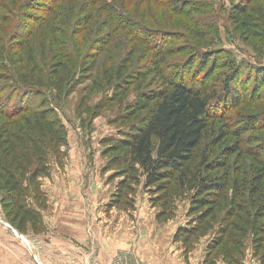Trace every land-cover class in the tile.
Segmentation results:
<instances>
[{"label":"rangeland","instance_id":"rangeland-1","mask_svg":"<svg viewBox=\"0 0 264 264\" xmlns=\"http://www.w3.org/2000/svg\"><path fill=\"white\" fill-rule=\"evenodd\" d=\"M28 1L3 0L9 9L0 10L4 20L6 15L11 17L0 23V98L7 108L18 99L22 104L30 103L37 112L43 110L42 98L44 105H49L47 110L64 126L66 145L61 147L59 158L48 155L50 176L40 180L48 204L46 211H38L45 231L34 235L28 230L21 235L6 222L1 207L0 228L5 229L15 244L22 246L28 260L24 264H202L206 245L214 233L200 239L186 260L179 245L172 242L176 230L186 223L187 198L176 200L175 217L166 224L155 221L157 209L151 207L142 183L135 188L133 209L125 204L108 207L120 179H113L115 170L105 169L108 158L103 156L102 141L118 138L119 132L127 130L118 118L133 106L138 95L163 89L159 77L152 75V61L157 57L150 44L134 38L125 28L115 27L116 17L111 20L109 12L113 10V14L128 18L144 32L167 31L177 37L171 49L180 54L161 55L169 79L180 78L187 83L191 75L200 79L202 71L198 64L202 54L212 56L220 50L230 53L242 66L260 68L264 79V29L254 32V38L243 36L233 29L229 19L232 8L247 1L199 0L196 5L207 3L205 6L214 14L211 26L203 25L201 16L172 14L166 9L169 0H59L53 14L32 15L41 16L36 23L29 21L28 9L18 11ZM251 1L252 9L264 12V0ZM0 6L4 5L0 3ZM146 37L153 40V35ZM192 52L195 55H190ZM125 58L129 59L128 75L146 72L150 75L144 82L135 81L125 99L107 106L93 119L94 107L107 104L113 94V88L105 82L104 72L113 75ZM60 69H65V91L73 87L68 96L65 91L50 87L49 80ZM254 74L250 73L252 77ZM241 76L244 75L241 73ZM12 82L16 87L23 84L25 89H31L29 86L37 89H32V93L28 90L15 93ZM244 101L221 118H210L203 144L211 146V142L219 140L216 156L235 142L231 136L223 135L227 125L235 131L248 124L247 117H258L257 121L264 123V98L249 99L246 104ZM24 118L15 120L20 131L27 127ZM3 123L0 117V127ZM263 144L264 126L249 129L238 144L240 151L242 148L236 160L238 166L247 169L249 160L245 152ZM215 259V264H223L219 254ZM243 263L258 264L251 257L249 244Z\"/></svg>","mask_w":264,"mask_h":264},{"label":"trees","instance_id":"trees-1","mask_svg":"<svg viewBox=\"0 0 264 264\" xmlns=\"http://www.w3.org/2000/svg\"><path fill=\"white\" fill-rule=\"evenodd\" d=\"M58 1L29 0L28 4L19 6L18 11L28 9L29 21L38 23L41 16L32 15L53 14ZM198 1L169 0L166 9L179 16H201L199 20L203 25L211 26L214 14L205 6L207 3L196 5ZM246 1L232 8L229 19L233 29L254 38V32L264 29V12L252 9V1ZM0 3L4 5L0 10L8 11L9 5L3 0ZM109 15L111 20L116 17L115 22L112 21L115 27L125 28L134 38L150 44L157 57L152 61V75L159 77L163 89L138 95L133 106L118 118L127 130L119 132L118 138L102 141L103 156L108 158L105 169L115 170L113 179H120L108 207L125 204L133 209L135 188L142 183L151 207L157 209L155 221L166 224L175 217L176 200L187 198L186 223L176 230L172 239L179 245L185 260L200 239L214 233L206 245L202 264H215L218 254L223 264H244L248 244L252 259L264 264V144L245 152L249 160L247 169L243 170L236 162L242 151L238 145L242 136L249 129L263 127L264 123L257 121L258 117H247L248 124L235 131L227 125L223 135L231 136L235 142L218 156L215 149L220 146L219 140L211 142V146L203 144L210 118H221L244 99L264 98L260 68L242 66L243 63H236L230 53L220 50L212 56L202 54L198 64L202 71L200 79L193 75L188 83L180 78L169 79L161 55L180 54L171 49L177 37L167 31L144 32L133 26L128 18L113 14V10ZM4 17L0 15V23L11 18L6 15L4 20ZM146 35H153V40ZM128 64L129 59L125 58L113 75L104 72L105 82L113 88V94L107 104L94 107L93 119L107 106L125 99L135 81L147 80L150 75L147 72L128 75ZM64 72L65 69L54 71L49 80L52 90L65 91ZM252 72H255L253 77ZM14 83L11 87L15 93L21 94L23 90L32 93V89H37L31 86L25 89L23 84L16 87ZM72 91L73 87L65 91V96ZM40 102L43 110L37 112L30 103L22 104L18 99L7 108L0 98V117L4 120L0 127V207L6 222L21 235L28 230L34 235L45 231L38 211H46L48 204L40 180L50 176L48 155L51 153L59 158L61 147L66 145L64 126L47 110L49 105H44L42 98ZM19 117H25L27 125L22 132L15 125Z\"/></svg>","mask_w":264,"mask_h":264},{"label":"crops","instance_id":"crops-1","mask_svg":"<svg viewBox=\"0 0 264 264\" xmlns=\"http://www.w3.org/2000/svg\"><path fill=\"white\" fill-rule=\"evenodd\" d=\"M4 231L5 229L1 227L0 228V264H8L6 262L8 259L12 261L9 264H20V263L24 264V261L27 260V258L25 257L26 254L22 246L15 244L13 242V239L9 238L6 232ZM79 238L82 239V237ZM119 247L121 246L118 245L117 249H119ZM110 252L113 251H109V253ZM202 260L203 259L201 258V262Z\"/></svg>","mask_w":264,"mask_h":264},{"label":"water","instance_id":"water-1","mask_svg":"<svg viewBox=\"0 0 264 264\" xmlns=\"http://www.w3.org/2000/svg\"><path fill=\"white\" fill-rule=\"evenodd\" d=\"M5 227H7L6 225H4ZM7 228H9V227H7ZM9 229H11V228H9ZM11 231H13L12 229H11ZM18 234H16V236H17Z\"/></svg>","mask_w":264,"mask_h":264}]
</instances>
